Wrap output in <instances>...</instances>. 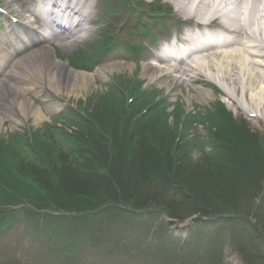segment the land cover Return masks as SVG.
Here are the masks:
<instances>
[{
    "label": "rangeland",
    "instance_id": "obj_1",
    "mask_svg": "<svg viewBox=\"0 0 264 264\" xmlns=\"http://www.w3.org/2000/svg\"><path fill=\"white\" fill-rule=\"evenodd\" d=\"M0 3L5 4L4 6L0 4L4 9H6V6L14 10L16 6L14 0H0ZM129 22L131 23L133 20ZM0 24L5 25V20L2 17H0ZM103 25H105V22H103ZM127 28H129V25L122 24L118 29V35L120 37L123 34L126 35ZM2 30H5V27ZM98 37L96 35L94 38ZM136 39L139 40L141 37ZM75 48L76 46H73L68 49L58 44L55 46V50L63 57H69ZM114 54L116 53L112 52L106 58L109 59ZM127 60L130 62L128 65L133 64L131 60ZM239 64H243L242 67L247 70H244V75L241 73L231 77L232 82L229 83V91L231 95L236 96L235 99H238V103L248 106L249 110L258 111L256 113L259 114L261 120L245 114L242 116L243 110L236 106L238 105L236 102L234 104L222 100L237 120L248 119L251 129L246 130L242 135L230 133V131H224L220 128H216L217 132H215L213 128L215 126L203 122L201 115L197 116L198 120L192 115L188 116L189 113L184 115L185 112L182 108L186 107V102L182 95L186 92L185 85L177 82L175 84L176 90L174 89L175 94L170 93L165 96L160 91L156 92L160 100L170 102L171 105H167L166 111L171 110L173 106H178L173 115L175 119L180 118L176 121L169 117V120L171 124L175 121V129L180 128L175 135L180 133L181 139L178 140L179 143L174 148L172 147L173 149L165 148L163 158L160 161L139 170L136 176L141 188H138V191L133 190L130 192L129 200L122 197L119 202H121L123 208L116 213V216L107 217L105 221L92 218L82 225L75 222V228L79 232L71 233L70 238L74 241L77 238L80 241L82 252L80 251L74 262L77 264H176L179 263L178 259H180L178 254L175 253L172 258L167 256L170 250L163 245L165 243L163 241L164 233H168L172 239L177 240L179 246L183 242L189 246L188 256H190V259L189 257L188 261L185 259L189 264H211V259H216L215 264H245L240 259L242 254L246 256L247 260L257 264V260L255 261L254 258L255 255H258V251L252 252L250 250L251 246H258L260 254L264 253V223H261L262 220H258L257 217L236 216L233 220L231 219V222V220L226 221L217 213L212 212L210 216H207L208 219L207 217L200 219V214H193V217L196 216L194 222L190 217L184 221H179L188 212V210H185L186 206H182L185 211L182 218L173 216L175 206L187 203L185 193L183 194V191H178L176 188L185 187L194 196L195 200L203 204L204 208L211 207L212 209H209V211H216V208L221 204L219 200L222 198L221 194L216 191L218 189L215 183V175L218 171L216 164L238 158L243 152V155L248 153L250 160L254 159L257 152L258 155L264 154V107L259 106V103L257 104L255 100L264 98V70L259 69L253 61L241 60ZM128 65L126 68L124 64V67L122 66V68L112 72L122 74L125 77L137 75L136 77L145 78L141 77V72L138 73L136 70L132 73ZM138 65H142V62ZM247 71L250 72V77H248ZM103 78L105 79V77ZM209 84L212 83L209 82ZM209 84L205 83V85ZM105 86L102 87L92 83L84 90L83 94L77 96L78 98L70 96L67 97V101L74 103L79 98L90 100L97 96ZM217 89L220 91V95L223 94L220 88ZM217 93L214 92V99L212 98V101L208 103L202 100H194L192 107H188V109L195 108L194 110H196L197 107L204 108L206 104H212L214 100L221 98ZM44 99L54 101L57 100V96L55 93L45 92L44 90L39 94L38 99L32 100L35 104H40ZM162 105L163 102H160L156 106V111ZM64 109L65 106L62 105L55 112L45 113L47 115L40 123H37L33 116L27 118L22 124L5 122L0 131V140L12 144L13 140L19 139L17 133H22L20 129L24 128L34 134L38 128H43L46 122H51L53 115L62 113ZM160 112L162 111L160 110ZM160 114H158V119H161ZM237 136H240L241 140L235 142L234 137ZM212 142L217 144L225 142L226 153L221 158H218V156L223 151L218 150V147L213 145ZM136 148L137 146L131 147L130 152L134 153ZM150 163L147 160L144 165L147 166ZM262 165H264V157ZM6 188L11 190L9 185ZM6 193L7 191L0 188V195ZM142 193L147 196L145 200L140 198L143 196ZM13 196L15 199L22 198L21 195H14V193ZM236 197L238 203L237 208L234 209L235 212L238 214L241 210L247 209L251 214L250 207L255 206L251 196L247 192H243ZM13 200L10 199L9 201L13 202ZM29 205L27 207L31 208ZM154 208L159 211L154 212V210H157ZM0 213V219L5 218L1 210ZM166 219L173 221L168 220L166 222ZM42 223L43 225L41 224L39 229L32 219L30 221L28 219L27 224L28 226L31 224L39 232L43 230L44 225L46 226V232L52 230V225L49 222L42 221ZM27 224L23 220L22 214H19L9 229L2 232L7 228V220L0 222V233L2 232L0 234V264H69L72 261L73 258L68 262L69 254L68 256H57L54 253L55 251L46 245L45 239L47 237L45 235L41 236L39 232L36 235L32 227L29 228ZM62 225L57 222V228L54 231H58L55 240L63 251L61 240L69 237V232ZM249 240L253 243L250 244ZM69 242H71L69 245L72 247V240L69 239ZM99 245L100 247H98ZM240 248H242V254L239 253ZM68 251L71 250H66V252ZM176 251L180 252V256L182 255L180 250ZM165 257L167 259L164 260ZM259 264H264V262L261 261Z\"/></svg>",
    "mask_w": 264,
    "mask_h": 264
},
{
    "label": "bare ground",
    "instance_id": "obj_2",
    "mask_svg": "<svg viewBox=\"0 0 264 264\" xmlns=\"http://www.w3.org/2000/svg\"><path fill=\"white\" fill-rule=\"evenodd\" d=\"M171 1H174L178 8H180L179 10L186 14L189 19H193L195 24L203 23V21L206 20L205 13L208 7L207 1L209 0H198L194 8L190 7L192 0ZM258 1L260 0H251L253 4L251 9L254 12ZM35 7L38 8L37 11ZM52 7L76 15L74 13V8L68 4H64L63 6L52 4ZM18 8H20V11L29 12L28 16H21V20L25 21L21 24L23 26V34L18 35L13 30H10L4 32L0 36V131L5 122L9 124H21L30 116H34L36 122L43 120L44 114L42 106L48 111L55 110L59 107L60 102L58 100L49 103L44 101L41 105H35L31 98H27L29 93L37 95L41 89L45 88L44 90L52 91L58 95L78 96L88 88L95 80V76H97L95 72L87 73L85 71L71 69L67 62L59 60L54 56V49L51 44L52 41H55L61 46L71 48L76 45L83 36H91L93 31L82 25L88 21L87 17L93 12L91 6H88V10L91 9L88 15L78 16L75 30L63 28L59 32H51L46 38H44L41 33L29 28L28 25L38 17L43 28L51 29L53 25H57L54 18L47 19L44 17L43 8L37 3L32 5L29 0H25L18 4ZM261 12L264 14V8ZM213 14L216 15L217 12ZM239 22L238 18L231 17L227 18L224 25L219 24V27L233 34V38H243L244 41L238 43L242 44L243 47H238V50H236L237 48L221 49L217 54L207 52L205 56L208 63L204 70H208L210 75H218L219 81H221L219 86L227 93L229 91H227L228 87L226 86L230 77L235 74H245L244 70H247L242 67L243 64H239L237 61V59H240L238 54H234L233 56L232 52H242L244 58L248 59L249 56H253L248 53L250 52L248 51L250 46L256 50L258 49L259 52H262V49H264L260 43V39L253 33H249L248 29L240 26L238 24ZM261 29L264 30V26L254 28V31L260 33ZM189 42L193 44L194 40H189ZM7 43L12 44L13 48L8 50V54H5L2 49ZM245 43L250 44L244 46ZM228 45L230 46L231 44ZM245 52L247 54H245ZM258 56L263 57L264 54H258ZM233 58L236 60H233ZM120 67H122L120 63L104 65V68L109 71L119 69ZM157 67V69L153 66L145 67L143 73L148 77L149 81L154 80L160 73H166L168 76H171L170 72L175 71L177 74L172 75L166 83L167 89H169L175 81L181 80L180 82L185 84L188 88L187 100L189 102L195 98L201 100H208L211 98V90L193 83L200 73L192 69H198L197 64L194 63V65L190 67H180L179 69L173 68L171 64L168 63ZM246 73H248V77H250V72L247 71ZM178 74L179 76H177ZM229 98L231 97L229 96ZM263 99H255L256 103H259L261 107H264ZM261 110L263 109L261 108Z\"/></svg>",
    "mask_w": 264,
    "mask_h": 264
},
{
    "label": "trees",
    "instance_id": "obj_3",
    "mask_svg": "<svg viewBox=\"0 0 264 264\" xmlns=\"http://www.w3.org/2000/svg\"><path fill=\"white\" fill-rule=\"evenodd\" d=\"M244 153V152H243ZM241 154V156L245 159L248 160L249 165L251 166L248 169V172H246L244 169L239 168L237 169V172L239 173H245L244 175L238 174L235 177V180H233V187L230 190L226 189L225 187H221L216 181V191L221 194V199L219 202L223 205V207L226 208H232L236 209L237 208V197L239 193L247 192L250 196H253L258 193V184H257V178L256 173H258V176L260 177L263 170L261 169V163L263 160V155H258V152L256 155H254V159L250 160L248 158V153L247 154ZM202 207V206H201ZM209 209H212L211 207H206V210L208 211ZM240 251L242 252V248H240ZM261 261H264L262 258H259L257 260V264H259ZM249 262V261H248ZM249 264H251L249 262Z\"/></svg>",
    "mask_w": 264,
    "mask_h": 264
}]
</instances>
